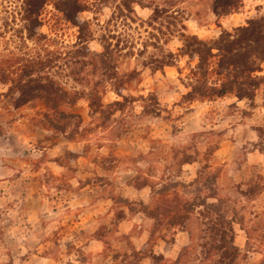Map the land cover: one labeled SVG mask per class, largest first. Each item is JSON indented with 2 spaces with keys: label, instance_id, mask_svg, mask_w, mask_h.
Listing matches in <instances>:
<instances>
[{
  "label": "clouds",
  "instance_id": "1",
  "mask_svg": "<svg viewBox=\"0 0 264 264\" xmlns=\"http://www.w3.org/2000/svg\"><path fill=\"white\" fill-rule=\"evenodd\" d=\"M56 3L32 7L29 21V0H0V264H151L152 250L163 264H207L201 252L217 217L234 237V264H264V41L241 42L264 18V0H238L226 14L213 10L215 0H129L127 9L108 0L99 11L96 0H79L87 10L71 23ZM229 46L244 61L210 73L207 57L223 58ZM236 77L259 91L225 98ZM30 81L91 105L89 121L67 123L75 145L45 140L38 101L18 86ZM194 107L214 111L193 117ZM162 126L180 131L153 136ZM121 127L129 132L117 138ZM67 151L81 159L53 161ZM112 153L128 155L105 171L101 157ZM186 154L194 162L177 174ZM135 176L149 183L133 190L124 178ZM177 181L179 189L165 191ZM120 197L133 209L124 224L111 219ZM177 216L184 219L173 227ZM82 217L87 223L73 226Z\"/></svg>",
  "mask_w": 264,
  "mask_h": 264
},
{
  "label": "trees",
  "instance_id": "2",
  "mask_svg": "<svg viewBox=\"0 0 264 264\" xmlns=\"http://www.w3.org/2000/svg\"><path fill=\"white\" fill-rule=\"evenodd\" d=\"M43 0H29L31 5H28L29 11L26 13L25 18L31 21L34 19L31 8L38 7ZM238 0H215L214 11H221L223 13H227L230 8L236 6L238 7L239 4L236 5ZM108 0H96L97 10L99 11L101 6L107 5ZM122 4L125 9L129 7V0H122ZM42 7V6H41ZM57 11L60 12L64 19L68 22H72V18L77 10H87V6L79 3V0H57V3L54 5ZM123 15V12L120 13ZM162 12L157 9L154 13L153 19H157ZM131 18V17H130ZM117 19V16L113 15L106 21V26L111 25L112 21ZM134 20V19H133ZM252 27L249 30H245L243 35L241 36V42L243 44H248L250 40H258L264 41V18L259 21H252ZM82 30L77 27V35L80 34ZM85 33L87 32V28L83 29ZM110 43L113 48H120L119 40L116 39L115 35H111L109 37ZM115 40V41H114ZM264 52V48L260 49ZM246 54L241 53L240 55L233 56L231 54V46L226 48L225 55L223 58L215 56L207 57V66L210 73L214 75H222L223 69L229 63H242L245 59ZM51 63V62H50ZM261 68L264 69V65H261ZM257 72H253L251 75L254 77L257 75ZM0 79H7V76L4 72L0 71ZM18 86L23 90V92L29 97H35L36 99H40L44 105V110L41 111L44 114V119L46 123V130H52L57 133H63L68 136L70 139H77L78 137L71 136L66 132L67 123L73 118L78 117L80 123L83 124V116L81 113L77 111L68 110L67 107L72 108L77 103L78 100L76 99L75 94H70L69 92L65 91L63 93H58L57 90L53 87L51 83L45 89V86L37 82H29L28 84H19ZM259 85L255 83L253 79H249L245 81L243 77H236L232 82H229L224 86V96H231L232 91H236L239 93L241 98L249 96L251 90L255 89V91L259 90ZM41 89H45V91H41ZM195 101H199L196 99H191L187 101V103H192ZM19 106V105H18ZM91 105L88 104V108ZM149 109L146 108V112ZM49 113L53 114L52 118H49ZM90 114V113H89ZM158 115V113H156ZM91 116V115H90ZM64 122V123H62ZM74 152L67 151V155H72ZM62 156H59L55 159V161L61 160ZM61 163H67L64 159L60 161ZM194 162V157L190 154H186L183 156L181 161L178 163L180 164V168L178 169L177 174L182 171V168L186 164H191ZM150 179V178H149ZM149 179H142L139 176H135L130 181V184L133 185L135 188H142L147 186L149 183ZM180 182L177 181L176 184L168 186L165 185V191L170 192L172 189H179ZM160 198V197H158ZM121 203L129 209L130 212H133V209L128 207L127 202L124 198L121 197ZM187 215V214H185ZM209 215L216 216V210L213 209L209 212ZM126 217V212L124 209H120L119 213L115 216V221H120ZM167 218V217H166ZM184 219L183 216H177L169 219V223L175 227L177 223L182 222ZM104 227L101 226L100 229H97L98 236L104 235ZM211 232L213 235V243L211 246H203V250L201 255L204 257L207 264H234L236 255H237V246L234 244V237H229L228 229L226 224L223 220L217 217L216 223L211 225ZM145 257H150L152 259V264H163L164 257L162 254H156L154 251H150L145 253ZM116 257L114 256L113 259Z\"/></svg>",
  "mask_w": 264,
  "mask_h": 264
},
{
  "label": "rangeland",
  "instance_id": "3",
  "mask_svg": "<svg viewBox=\"0 0 264 264\" xmlns=\"http://www.w3.org/2000/svg\"><path fill=\"white\" fill-rule=\"evenodd\" d=\"M106 6L107 5H104L103 7H106ZM94 19H95V17H94ZM133 23H135V20H133ZM105 25H106V22H105ZM149 26H151V25H149ZM119 43H120V46H121V41L120 40H119ZM123 47H127V45L124 44ZM230 97L231 96H227L225 98H230ZM37 101H38V111L41 112V111L44 110V105H43V103H42V101L40 99H37ZM201 103H202L201 101H195V102H192V103H189V104L197 105V104H201ZM67 109L68 110H72V111H77V112L81 113L82 116H83V124L91 119V116H90L89 111H88V104L87 103L84 104V105H80L79 103H77L74 107H72V108L67 107ZM213 111L214 110L211 109V108H195L194 107L192 109L191 114H192L193 117H195L196 114L199 112V113H201V115H205L206 116V115L211 114ZM48 131H49L50 135L48 137H45V140H47L50 144L51 143H55V144L58 145L61 142H64V143H67V144L75 145L78 142V140H79V138L70 139V138H68V136L66 134H63V133H57V132H54L52 130H48ZM178 131H180V129H176V128H169V129L165 130L164 127L162 126L159 130H153V136L168 135L169 133H171V135H176ZM128 132H129L128 128L121 127V128H118V129L114 130V135L117 138H120L122 136L127 135ZM61 138H63V140H61ZM37 143H39V141H37ZM216 151H219V149H217ZM120 155H128V153H112V154H109L107 156H102L101 160H100V167L103 168L105 171L113 170L115 168V166H116V160L119 158ZM59 156H62L63 159L66 162H68L69 160L81 159V157L75 152L72 155H67L66 152H62L61 154H58V155L54 156L53 157V161H55V159L58 158ZM187 165H190V164H186L184 166H187ZM57 166H59V165L57 164ZM184 166L182 168V171L185 170ZM132 178L133 177H125L124 179H125V181H126V183L128 185H131L130 181L132 180ZM102 180H103V177L102 176L99 177L98 180L96 181L95 187L103 188L104 185H103ZM91 183H92L91 181H86V186L91 184ZM0 191H2V190H0ZM120 209H126V207L123 205V203H121V197L120 198H116L113 201V203H112L111 219L113 221H115L114 220L115 216H116V214L119 213ZM79 223H85L86 224L87 223V218H83L82 217L81 220L76 221L73 226H75V224H79ZM102 227H104V226L102 225ZM103 230H104L103 232L105 234L106 229L103 228Z\"/></svg>",
  "mask_w": 264,
  "mask_h": 264
},
{
  "label": "crops",
  "instance_id": "4",
  "mask_svg": "<svg viewBox=\"0 0 264 264\" xmlns=\"http://www.w3.org/2000/svg\"><path fill=\"white\" fill-rule=\"evenodd\" d=\"M129 186H131L132 188H133V190H136V191H139L141 188H135L134 186H132V185H129ZM125 210V212H126V217L124 218V219H122V220H120L119 221V223H121V224H124V223H126L127 222V217L129 216V214H132L133 212H130L129 211V209H124ZM154 251V250H153ZM154 253H155V251H154ZM157 254V253H156ZM145 258H147V259H149L150 261H151V264H152V259L150 258V257H145Z\"/></svg>",
  "mask_w": 264,
  "mask_h": 264
}]
</instances>
